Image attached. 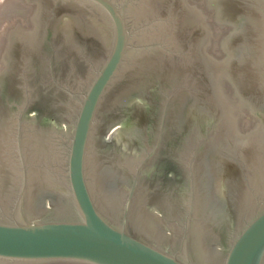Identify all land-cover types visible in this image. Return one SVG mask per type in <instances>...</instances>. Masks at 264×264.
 Instances as JSON below:
<instances>
[{
  "label": "water",
  "instance_id": "water-1",
  "mask_svg": "<svg viewBox=\"0 0 264 264\" xmlns=\"http://www.w3.org/2000/svg\"><path fill=\"white\" fill-rule=\"evenodd\" d=\"M0 264H264V0H0Z\"/></svg>",
  "mask_w": 264,
  "mask_h": 264
}]
</instances>
